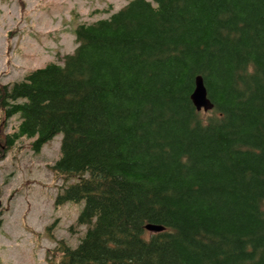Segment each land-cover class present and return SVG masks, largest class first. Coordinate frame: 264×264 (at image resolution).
I'll return each mask as SVG.
<instances>
[{
  "label": "trees",
  "instance_id": "16d2710c",
  "mask_svg": "<svg viewBox=\"0 0 264 264\" xmlns=\"http://www.w3.org/2000/svg\"><path fill=\"white\" fill-rule=\"evenodd\" d=\"M73 33L0 83V155L61 133L56 204L84 201L55 264H264V0H129Z\"/></svg>",
  "mask_w": 264,
  "mask_h": 264
},
{
  "label": "rangeland",
  "instance_id": "374dc122",
  "mask_svg": "<svg viewBox=\"0 0 264 264\" xmlns=\"http://www.w3.org/2000/svg\"><path fill=\"white\" fill-rule=\"evenodd\" d=\"M128 1L0 0V83L73 53L78 23L107 18ZM1 124L0 141L15 117ZM61 138L55 135L39 151L21 138L0 155V264H55L58 240L75 247L85 231L76 224L84 201L56 204L59 186L72 182L48 169L59 157Z\"/></svg>",
  "mask_w": 264,
  "mask_h": 264
},
{
  "label": "water",
  "instance_id": "95a60500",
  "mask_svg": "<svg viewBox=\"0 0 264 264\" xmlns=\"http://www.w3.org/2000/svg\"><path fill=\"white\" fill-rule=\"evenodd\" d=\"M191 102L198 112H208L213 108V103L207 96V91L204 86L201 76H196L194 80V88L190 96ZM146 230L151 232L162 231L164 228L160 225L147 224Z\"/></svg>",
  "mask_w": 264,
  "mask_h": 264
},
{
  "label": "bare ground",
  "instance_id": "6f19581e",
  "mask_svg": "<svg viewBox=\"0 0 264 264\" xmlns=\"http://www.w3.org/2000/svg\"><path fill=\"white\" fill-rule=\"evenodd\" d=\"M11 116V115H10Z\"/></svg>",
  "mask_w": 264,
  "mask_h": 264
}]
</instances>
